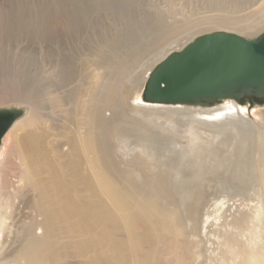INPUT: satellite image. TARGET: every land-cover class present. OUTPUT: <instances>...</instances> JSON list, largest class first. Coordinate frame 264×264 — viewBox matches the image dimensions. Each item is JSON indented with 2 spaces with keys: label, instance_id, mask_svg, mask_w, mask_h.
I'll return each instance as SVG.
<instances>
[{
  "label": "rangeland",
  "instance_id": "obj_1",
  "mask_svg": "<svg viewBox=\"0 0 264 264\" xmlns=\"http://www.w3.org/2000/svg\"><path fill=\"white\" fill-rule=\"evenodd\" d=\"M263 31L264 0H0V109L24 111L0 146V262L22 245L33 204L21 157L12 148L3 153L4 141L11 145V132L17 139L35 127L26 124L31 110L36 118L55 105L61 65L86 64L106 85L125 83L110 95L126 103L110 107L111 124L129 135L117 143L121 153L142 152L139 129L158 142L149 164L177 184L178 173L198 161L204 175L191 186L201 198L184 220L196 228L186 240L201 256L185 264H237L239 250L264 245V103L144 107L139 100L154 67L196 38L225 32L253 40ZM180 37L172 51H162ZM131 74L136 78L127 83ZM134 105L144 112L136 115Z\"/></svg>",
  "mask_w": 264,
  "mask_h": 264
},
{
  "label": "bare ground",
  "instance_id": "obj_2",
  "mask_svg": "<svg viewBox=\"0 0 264 264\" xmlns=\"http://www.w3.org/2000/svg\"><path fill=\"white\" fill-rule=\"evenodd\" d=\"M183 39L169 41L162 51H172ZM59 75L63 84L54 89L52 109L36 111V118L31 110L26 124L35 127L17 139L11 132V145L4 141L3 153L12 148L21 157L33 204L22 245L11 261L0 264L196 263L201 254L186 240L196 228L184 220V212L191 219L201 198L191 186L204 175L196 157L178 173L177 184L149 164L159 149L150 135L136 129L142 152L121 153L117 143L129 135H119L118 124H111L116 109L110 107L126 103L110 95L125 83L115 79L116 87L106 85L101 72L86 64L75 70L61 65ZM135 78L131 74L127 83ZM135 106L129 108L136 115L144 112ZM262 245L239 250L237 264H264Z\"/></svg>",
  "mask_w": 264,
  "mask_h": 264
},
{
  "label": "water",
  "instance_id": "obj_3",
  "mask_svg": "<svg viewBox=\"0 0 264 264\" xmlns=\"http://www.w3.org/2000/svg\"><path fill=\"white\" fill-rule=\"evenodd\" d=\"M140 98L148 105L204 108L225 100L264 103V31L253 40L225 32L196 38L154 67ZM23 114L0 109V146Z\"/></svg>",
  "mask_w": 264,
  "mask_h": 264
}]
</instances>
